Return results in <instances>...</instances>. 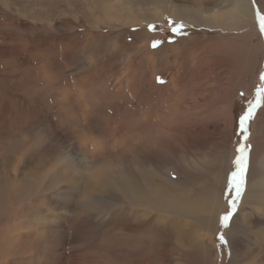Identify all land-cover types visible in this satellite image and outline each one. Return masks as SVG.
<instances>
[{"label":"rangeland","instance_id":"374dc122","mask_svg":"<svg viewBox=\"0 0 264 264\" xmlns=\"http://www.w3.org/2000/svg\"><path fill=\"white\" fill-rule=\"evenodd\" d=\"M254 2L257 23L239 29L226 0L203 3L223 5L221 30L156 13L154 0H0V264H214L215 251L183 246L200 225L148 205L163 184L215 186V264H264V245L246 237L258 231L264 244V186L253 213L242 209L250 181L264 184V13ZM225 56L231 66L215 70L212 58ZM239 74L222 115L215 98ZM257 102L245 132L240 116Z\"/></svg>","mask_w":264,"mask_h":264},{"label":"bare ground","instance_id":"6f19581e","mask_svg":"<svg viewBox=\"0 0 264 264\" xmlns=\"http://www.w3.org/2000/svg\"><path fill=\"white\" fill-rule=\"evenodd\" d=\"M209 1L213 2L214 0H199V2L197 1L198 4L193 5L184 2L183 4H174L171 3V0H154L156 6L154 10L155 12L157 11L159 13H161L162 10L167 11L176 20H185L188 23L193 22L202 25H208L210 27H219L221 30L226 29L228 22L225 20V16L228 13L222 12L221 7H223V5L219 3H215L211 7L202 5L203 3H208ZM226 1L231 5V15L236 21V23H230L232 27L239 29L244 27L246 23H257L256 15L253 13L252 7L256 5L254 0H251L252 3H250V0ZM255 1L259 7V10H262L264 13V5L258 4L260 0ZM191 8L195 12H198V14L195 13L194 15H191L189 13V9ZM158 23L161 24L162 22L158 21ZM240 23H243V25L238 26ZM243 35L251 36L252 32H243ZM208 42L209 41L207 40V43ZM210 43V45L208 44L206 46L207 52H209V54H214L211 53L209 49L213 48L215 45L212 42ZM211 58L212 57H210L209 60H211ZM223 58L224 61H218L215 58H212L213 61L211 60V65H213L215 70L222 71L231 66V60H229L227 56ZM242 78L243 76L241 74L230 77L228 81L229 85L226 84V87L220 91L215 98V100L218 99L220 103L223 104V106L220 107L222 115L226 113L228 102L233 96V86L236 84L240 85L243 81ZM245 84H247V82ZM259 114L260 109L254 116L256 125L259 124L262 116H264V110L262 116H259ZM259 131H263L261 127H259ZM254 146H256V143ZM173 186H171V184H163L161 187H156L153 190L147 191L146 193L148 195L147 197L145 196V199L148 205L151 207V209H156L162 213H166L167 215L172 216V218L175 220L185 222L189 221L195 223L196 226L200 225L198 228L203 230V233L200 235L199 239L196 240L193 237H189L188 241H186V239H182V241L185 242V245L183 246H185L190 252H198L200 256L209 255L210 251H215V264L218 262V259H221V253L219 251L218 245L217 247H214L216 243L213 240V237L217 231V227L220 224L221 213L223 212V210L221 212L222 200L219 191L215 186L209 185L199 186L194 189H188L184 184H182L180 187H178L179 185ZM260 186H264L262 181H250L249 186L246 189L242 209L244 208V210H247L249 214L253 213V210L249 205H252L253 203L259 204V194H261ZM245 222L249 223L247 219H245ZM170 226L171 223L164 225L165 229H169ZM226 231L230 245L236 244L237 239L235 238L234 231L228 228ZM246 237L251 240V244L255 246V248L260 249L261 246L264 245L260 240L263 235L258 231L247 229Z\"/></svg>","mask_w":264,"mask_h":264},{"label":"snow or ice","instance_id":"6c2138e0","mask_svg":"<svg viewBox=\"0 0 264 264\" xmlns=\"http://www.w3.org/2000/svg\"><path fill=\"white\" fill-rule=\"evenodd\" d=\"M260 27H261V30L264 31V16L260 17ZM261 79L264 80V74H262ZM261 90L264 91V87H262ZM257 106H258V102H257V104H250L247 111L243 115L240 116V126H241V129L244 130L245 132H247V129L245 126L253 118V115H254V112H255ZM240 152L244 153V149L241 148ZM236 163L238 165V169H237V172L233 173V180L237 183L236 195H237V197H239L241 195L239 187L242 186L244 183V173H245L246 168H247L246 157L242 155L241 157H239L237 159ZM235 206L236 205L233 202V204H232L233 209L235 208ZM231 218H232V212L231 211L227 212L222 217V221H223L225 226H227V224L231 220ZM220 240L224 241L223 235L220 236Z\"/></svg>","mask_w":264,"mask_h":264},{"label":"flooded vegetation","instance_id":"af4514ba","mask_svg":"<svg viewBox=\"0 0 264 264\" xmlns=\"http://www.w3.org/2000/svg\"><path fill=\"white\" fill-rule=\"evenodd\" d=\"M263 33H264V31H263Z\"/></svg>","mask_w":264,"mask_h":264}]
</instances>
